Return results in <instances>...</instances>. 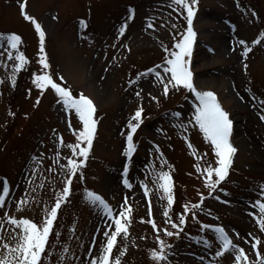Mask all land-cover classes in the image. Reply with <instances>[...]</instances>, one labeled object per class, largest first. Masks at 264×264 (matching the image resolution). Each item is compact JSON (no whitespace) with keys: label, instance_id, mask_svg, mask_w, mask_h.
Masks as SVG:
<instances>
[{"label":"rangeland","instance_id":"374dc122","mask_svg":"<svg viewBox=\"0 0 264 264\" xmlns=\"http://www.w3.org/2000/svg\"><path fill=\"white\" fill-rule=\"evenodd\" d=\"M195 7L192 26L196 36L189 60L193 83L198 90L217 94L232 121L230 142L236 149L231 173L216 189L204 184L195 167L199 164L206 170L207 165H216L214 146L195 122L181 127L193 118L195 93L180 85L165 95L155 74L144 73L153 66L160 70L167 59L165 47H174L178 34L186 30V15L178 13L171 0H27V10L45 29L48 70L74 95L82 91L96 105L94 146L78 169L82 175L74 178L49 238L57 247H70L67 258L71 264L88 259L93 236L100 237L110 221L102 206L85 198V189L102 194L114 211L125 203L132 205L129 236L118 237L119 244L127 246L121 264H160L150 255L158 247L156 235L171 244L164 264H233L234 250L215 255L214 250L222 245L208 233L211 224L222 225L253 261L257 260L255 250L242 237H261L258 248L264 253V229L252 215L259 213L255 201L264 199L260 195L264 187L251 179L264 177V38L251 44L264 32V0H198ZM149 18L155 28L149 27ZM125 20L128 26L120 36L118 30ZM0 31L20 34V50L29 57L12 85L14 61L8 58L6 42L0 41L4 44L0 47V181L6 178L10 185L0 217L6 211L40 222L45 206L62 189L66 174V169L63 174L57 170L53 154L60 151L59 163L66 164L72 155L68 145L76 142L72 128L81 122L74 110L62 107L54 90H40L33 83L32 73L43 70L39 36L21 15L19 0H0ZM241 39L249 42L247 55L239 44ZM141 106L142 122L134 121L139 126L133 133L134 151L128 157L127 122ZM177 112L181 115L176 116ZM34 155L42 158L38 166ZM125 166L129 168L126 176ZM161 170L172 177L171 208L167 193L154 179ZM125 178L131 187L123 182ZM209 191L213 194L204 196L201 206L194 209L196 216L189 213L181 228L168 223L179 220L183 205L200 200L199 193ZM22 197H28V203L17 208ZM152 219L157 227H169L179 235L156 232ZM4 227L10 234L9 223ZM51 259L55 264L56 255Z\"/></svg>","mask_w":264,"mask_h":264},{"label":"snow or ice","instance_id":"6c2138e0","mask_svg":"<svg viewBox=\"0 0 264 264\" xmlns=\"http://www.w3.org/2000/svg\"><path fill=\"white\" fill-rule=\"evenodd\" d=\"M198 0H171V6L175 8L178 13L186 15L187 27L186 30L178 34V38L175 41L174 47H165L164 51L167 54V59L161 62L159 69L156 66L145 69L144 73H154L157 79L162 83V90L165 95L169 94L170 88L183 85L195 93L196 102L193 118L188 120L186 124L181 125L182 128H186L195 122L202 130L204 136L210 141V144L214 146L216 165L211 164L206 166V170L201 168L199 164L195 167L198 172L202 173V179L205 185L209 189H216L220 182L228 175L229 167L232 163V155L236 151L234 145L230 142V132L232 121L229 117V113L221 106L217 99V94L212 90H198L193 83V73L191 71L189 60L191 58L192 48L196 32L192 26L193 16L196 11L195 5ZM19 7L23 18L30 22L39 36V63L43 66L42 71L33 72L31 79L35 86L40 90H47L51 88L58 95L59 100L62 102V107L70 110H74V113L78 116L81 126L72 128L75 132L76 142L70 143L68 147L72 150V155L67 157V162L64 165L59 163L61 152L56 151L53 154V162L57 165V170L64 174V181L62 189L56 194L54 202L45 206L44 215L40 222H36L33 219L21 216L10 215L5 211L4 217H0V264H53L52 256L56 255L55 264H71L68 260L67 254L71 252V249L66 244L57 247L56 244L50 242V234L54 232V225L58 219V212L61 209L62 203L67 200L71 192V186L74 178L82 175L78 172L81 169L87 158L89 157L90 149L93 144L94 134L96 131L97 121L95 119L96 105L94 101L82 91L79 95H74L73 92L66 87L63 83L58 82L53 77V74L48 70L49 62L45 53V29L42 23L36 16L30 14L27 10V0H19ZM183 10V11H182ZM134 14V9H132ZM133 18L132 15L129 19ZM84 27H87V22L81 18L80 21ZM148 24L150 28H155L156 25L152 22V18H149ZM127 20H125L119 28V35L123 36L127 29ZM264 38V32L260 33L256 39L251 41V44H258ZM22 36L15 31H0V41L6 42L8 58L12 63L11 71V84L15 85L17 71L24 69L29 62V57L20 50V42ZM239 44L242 46L244 55H247L251 48L249 42L246 40H239ZM115 46V45H114ZM0 47H4L3 43H0ZM3 63V61H0ZM7 66V65H5ZM247 67V66H245ZM162 70V71H161ZM163 73H167L166 77ZM143 75V73L138 74ZM60 81L64 80L63 76L59 77ZM129 83H133L129 81ZM29 95L31 89L28 90ZM136 95H140L139 92ZM151 95V94H150ZM41 97H36V102L39 103ZM158 99V97H154ZM143 107H138L133 117L128 120L130 130L126 132L127 136V148L125 152L128 157H131L134 151L133 133L136 132L139 124L142 122ZM176 116H180L181 113H175ZM264 118V114H262ZM138 121V122H134ZM186 140L187 136L184 137ZM64 138L60 135V144L62 145ZM191 146V142L189 141ZM159 147V145H157ZM161 155H163L161 153ZM33 160L37 166L42 163V158L33 156ZM51 170V168H50ZM129 168L125 166L123 172L127 175ZM35 173H33L34 175ZM154 179L158 183L159 187L167 193L168 207L171 208L173 203L172 195V177L167 171H159L155 174ZM31 181V176L29 177ZM125 184L131 187L129 180L125 178L123 180ZM145 193H148L149 189L147 184H143ZM0 210L5 205L6 198L10 195V185L6 178L0 181ZM28 191L27 189L25 190ZM212 195L211 191L199 193L200 200L190 202L183 205V210L179 214V220H169L168 223L174 228L179 229L183 224L187 222V216L190 213L195 217L196 212L194 209L200 207L205 195ZM85 198L88 199L94 206H102L103 210L110 217V221L107 222V228L101 233L100 237L93 236L90 245L87 248L88 259L83 260L82 264H121V254L126 252V245H120L118 237L123 239L129 236V223L131 222L132 205L130 203L123 204L118 210H113L112 206L106 201L102 194L95 192L91 189H85ZM261 197H264V191L260 193ZM28 197H22L17 203V208H22L28 203ZM35 199V197H32ZM127 201V198H125ZM256 207L259 209V213L253 212L252 215L256 217L259 222V227L264 229V199L255 201ZM151 206V200L149 196V207ZM167 211L165 216H167ZM144 220L145 217H140ZM5 223H9L10 234L5 229ZM151 223L158 233L166 234L168 237L173 235H179V232H173L169 227H163L162 229L157 227L155 219L151 220ZM215 229L214 239L220 242L218 250H214L216 256L223 255L227 250H234L233 264H264V253L259 251L258 245L261 243V237L249 234L247 237H242L249 245L255 250L257 257L256 261H253L247 254L245 248L239 244H235L231 236L224 229L222 225L209 226ZM74 231V225L72 226ZM99 231V230H97ZM59 238L60 233H55ZM237 235H239L237 233ZM155 240L158 242V247H154L150 251L154 261H159L160 264H164L166 259V249L171 247L169 241L162 239L161 235H156ZM83 246V245H81ZM116 249V254L114 253ZM95 250V251H94ZM77 261H80V257H75ZM215 264V262H213Z\"/></svg>","mask_w":264,"mask_h":264}]
</instances>
